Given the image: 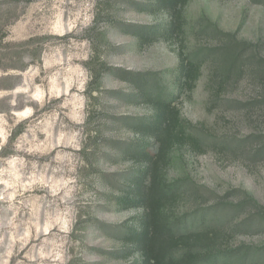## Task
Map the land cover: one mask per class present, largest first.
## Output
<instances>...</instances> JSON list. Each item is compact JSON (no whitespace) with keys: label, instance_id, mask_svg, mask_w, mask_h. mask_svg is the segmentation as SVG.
Segmentation results:
<instances>
[{"label":"rangeland","instance_id":"obj_1","mask_svg":"<svg viewBox=\"0 0 264 264\" xmlns=\"http://www.w3.org/2000/svg\"><path fill=\"white\" fill-rule=\"evenodd\" d=\"M152 2L0 0V264L141 259L125 236L142 210L117 200L143 166L124 151L144 139L154 150L138 124L155 115L146 97L155 91L217 142L173 151L168 178L203 189L183 205L218 208L211 224L227 247L264 253V0H190L181 39L142 40L138 32L170 21ZM210 23L242 53L218 98V82L208 83L229 42ZM195 48L202 76L181 94L179 53Z\"/></svg>","mask_w":264,"mask_h":264},{"label":"trees","instance_id":"obj_2","mask_svg":"<svg viewBox=\"0 0 264 264\" xmlns=\"http://www.w3.org/2000/svg\"><path fill=\"white\" fill-rule=\"evenodd\" d=\"M189 2L153 0L151 6L165 10L170 21L167 26H149L141 30L138 32L141 39L159 36L167 40L181 39L188 26L185 9ZM205 28L227 36L229 42L221 50V74L217 70L211 71L208 83L209 87H214L213 84L218 82L213 91V96L218 98L237 71L242 53L231 33L223 32L211 23ZM179 58L175 78L177 88L181 94L191 93L202 76L206 56L200 48H195L189 54L181 51ZM146 97L155 104V115L139 122L138 128L154 139V150H149L151 144L144 139L136 147L124 151V155L143 162V166L132 174L125 194L117 200L121 205L142 210L139 225L125 236L141 255L140 260L131 264H228L235 260L239 264H260L259 257L264 253L254 254L249 246L229 248L226 242L224 244L223 239L228 234L220 225L211 224L218 208H199L190 212L183 205L186 199L201 195L203 189L197 183L189 177L168 178L172 153L177 147L188 145L203 152L209 144L217 145L211 139L213 136L184 118L170 96L155 91L148 92ZM244 226H247L246 222ZM132 249L128 250L127 256L136 251Z\"/></svg>","mask_w":264,"mask_h":264}]
</instances>
